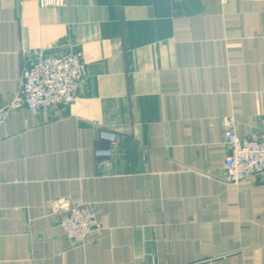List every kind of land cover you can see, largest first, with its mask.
Returning a JSON list of instances; mask_svg holds the SVG:
<instances>
[{
  "label": "crops",
  "instance_id": "1",
  "mask_svg": "<svg viewBox=\"0 0 264 264\" xmlns=\"http://www.w3.org/2000/svg\"><path fill=\"white\" fill-rule=\"evenodd\" d=\"M77 51V102L29 111L25 62ZM0 110V264H264V185L224 168L232 124L264 141V0H0Z\"/></svg>",
  "mask_w": 264,
  "mask_h": 264
},
{
  "label": "built area",
  "instance_id": "2",
  "mask_svg": "<svg viewBox=\"0 0 264 264\" xmlns=\"http://www.w3.org/2000/svg\"><path fill=\"white\" fill-rule=\"evenodd\" d=\"M39 4L42 8L62 6L65 0H39ZM88 77L89 70L80 51L29 59L22 71L19 101L33 113L56 111L77 102ZM4 122L5 113L0 110V129ZM225 139V182L249 183L259 178L264 185V141L239 138L233 124L226 129ZM56 215L68 239L77 245L85 243L99 228L89 204L75 205L68 198H61L56 201Z\"/></svg>",
  "mask_w": 264,
  "mask_h": 264
}]
</instances>
